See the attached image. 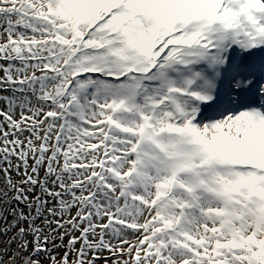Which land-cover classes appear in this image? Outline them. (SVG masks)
Wrapping results in <instances>:
<instances>
[{
  "label": "snow or ice",
  "instance_id": "snow-or-ice-1",
  "mask_svg": "<svg viewBox=\"0 0 264 264\" xmlns=\"http://www.w3.org/2000/svg\"><path fill=\"white\" fill-rule=\"evenodd\" d=\"M0 264H264V0H0Z\"/></svg>",
  "mask_w": 264,
  "mask_h": 264
}]
</instances>
